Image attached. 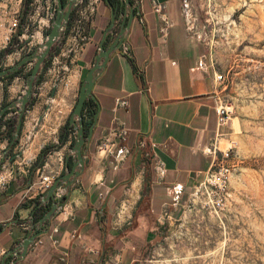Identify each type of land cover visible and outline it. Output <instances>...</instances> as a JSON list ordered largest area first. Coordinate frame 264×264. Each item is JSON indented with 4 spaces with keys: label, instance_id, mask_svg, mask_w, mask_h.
Returning <instances> with one entry per match:
<instances>
[{
    "label": "crops",
    "instance_id": "obj_1",
    "mask_svg": "<svg viewBox=\"0 0 264 264\" xmlns=\"http://www.w3.org/2000/svg\"><path fill=\"white\" fill-rule=\"evenodd\" d=\"M110 1L113 8L103 0L86 21L83 35L66 59L70 70L54 96L60 76L46 83L48 70L43 73L37 102L26 114L19 144L11 147L8 140L0 142V161L23 169L34 165L45 147L57 146L59 132L77 104L114 9L117 25L114 34L108 35L106 47L126 25L123 14L135 13L124 49L111 56L93 90L100 113L92 142L84 147L88 150L85 171L63 200V209L47 233L16 264H104L113 255L120 256L123 264H140L166 241L215 162L233 160V153L227 159L224 154L234 147L236 126L233 119L226 126L218 122L215 106L221 97L220 86L204 44L189 28L185 0L132 1V7ZM16 49L12 47V52ZM9 53L1 59V69L14 65L5 61ZM6 78L0 79V110L18 98L26 84L19 77ZM49 100L41 127L22 156L10 162L22 151ZM11 115L17 118L16 112L7 117ZM121 126L127 129V137L115 139L117 147L112 154L99 153V142ZM69 148L70 142L60 149L54 147L45 159V164L61 172L60 177L66 172ZM155 157L165 163L163 178L156 175ZM37 171H25L0 194V264L31 229H47L35 212L39 207L51 208L56 198L43 202L50 189L28 193L38 181Z\"/></svg>",
    "mask_w": 264,
    "mask_h": 264
},
{
    "label": "rangeland",
    "instance_id": "obj_2",
    "mask_svg": "<svg viewBox=\"0 0 264 264\" xmlns=\"http://www.w3.org/2000/svg\"><path fill=\"white\" fill-rule=\"evenodd\" d=\"M187 4L189 28L224 76L220 95L233 109L229 196L218 213L189 203L166 241L140 264H264V0Z\"/></svg>",
    "mask_w": 264,
    "mask_h": 264
},
{
    "label": "built area",
    "instance_id": "obj_3",
    "mask_svg": "<svg viewBox=\"0 0 264 264\" xmlns=\"http://www.w3.org/2000/svg\"><path fill=\"white\" fill-rule=\"evenodd\" d=\"M19 1V0H18ZM45 1V4H44ZM103 0H83L76 8L77 18L73 26L68 28L67 35L61 47H58L51 59L52 65L46 72V83L53 82L57 75L63 76L69 72V64H66L65 57H70L74 44L83 35L86 27V21L97 11V6ZM15 7V8H14ZM185 12L189 8L187 0L184 2ZM56 13V0H34L32 9L24 17V0L15 3V0H0V52L8 49L14 40L16 43L12 46L16 51L7 54L5 61L12 65L17 63L24 56L31 54L39 42L46 36V31H50V20ZM21 31V32H20ZM87 37L85 38V41ZM21 42H24L21 46ZM17 57V58H16ZM11 58V59H10ZM50 59V60H51ZM7 63V62H6ZM29 65V64H28ZM215 82L223 84L225 78L222 74L213 70ZM21 78V77H19ZM22 79V78H21ZM24 80V79H23ZM42 85H45L43 83ZM215 110L218 116V122L221 126L229 125L232 122V107L225 102L223 98L216 101ZM12 119L11 117L5 120ZM128 131L123 126L114 129L108 136L103 138L98 145V152L104 156L112 154L116 149L115 139H125ZM234 146V145H233ZM232 151V152H231ZM217 153V149L213 150ZM234 153V147L224 154L227 159ZM31 163L23 169L21 165H3L0 169V194L4 193L10 187V184L23 173L34 170ZM48 163L38 167V181L30 187L29 194L35 191L45 192L52 188L60 177V171L49 167ZM154 169L159 178H163L166 172L165 163L158 157H155ZM232 175L231 163L224 160H217L215 165L206 175L205 180L196 188L190 203H201L205 207H211L216 213L224 210L229 196V184ZM62 211V210H61ZM56 244V242H54ZM66 254L63 260H66ZM104 264H123L118 255L110 256Z\"/></svg>",
    "mask_w": 264,
    "mask_h": 264
},
{
    "label": "water",
    "instance_id": "obj_4",
    "mask_svg": "<svg viewBox=\"0 0 264 264\" xmlns=\"http://www.w3.org/2000/svg\"><path fill=\"white\" fill-rule=\"evenodd\" d=\"M82 1L83 0H68L67 3L64 5L62 0H56V13L52 15V19L50 20V32L43 37V39L39 42L34 51L31 54L24 56L19 62L15 63L13 66L7 69H1L0 65V79L15 74L27 64L33 65L32 71L26 79V84L22 94L17 99L10 102L3 109L0 110V119L5 115L7 111L15 110L16 112V131L13 140L10 143L11 147H13L21 137L26 114L29 111L30 105L38 96V84L45 71L46 65L53 56L55 50L58 47L62 46L70 25L71 15ZM105 1L109 6L113 8V5L110 0ZM119 1L120 3H124L125 5H128L130 7L133 6L132 1H135L138 4L141 2L140 0ZM112 17V23L104 34L103 41L100 45L94 64L82 82L77 104L69 119V122L75 131V142L74 145L69 148L67 152L66 172L56 181L54 186L50 188V190L43 197L44 203L56 198V202L53 203L50 210L40 220V224L46 226L47 229L44 232H35L34 229H31L27 236L14 249L7 253V256L5 257L2 264H16L19 260L26 257L30 248L39 240L40 237L47 233L52 220L63 209V200L70 193L73 184L82 176L83 172L85 171L88 150H84V147L90 145L92 142L95 128L99 119L100 107L94 116V121L89 128L88 135L85 131V120L83 110L88 100H93L95 103L98 104V101L95 98V95L93 94L95 84L104 72L111 56L121 48L124 49L125 39L135 18V13L130 12L128 16H126V13L123 14V17L127 19L126 25H124L123 28L120 30L116 39L108 47H106L105 41L109 34H114V30L117 25L115 9ZM62 78L63 76H60V78L57 79L53 96ZM49 108L50 100L47 104L46 109L40 115L33 129L29 133L27 142L23 146L22 151L10 158V162H13L17 157L22 156L23 152L27 149L28 145L30 144L34 134L41 127ZM71 159L73 160V166L72 168H69L68 163ZM3 165L4 160H1L0 169L3 167ZM32 221L34 222V218H32ZM9 256L14 257V259L7 262V258Z\"/></svg>",
    "mask_w": 264,
    "mask_h": 264
},
{
    "label": "trees",
    "instance_id": "obj_5",
    "mask_svg": "<svg viewBox=\"0 0 264 264\" xmlns=\"http://www.w3.org/2000/svg\"><path fill=\"white\" fill-rule=\"evenodd\" d=\"M33 1L34 0H24V17H26V15H28V13H30V11L32 9ZM67 1L68 0H62L64 5L67 3ZM76 18H77V13L75 10L71 15L69 30L73 26V24L75 23ZM49 32L50 31L47 30L46 34H48ZM15 43H16V40L13 41L12 45L8 49L0 52V61L6 53H9L12 51V46ZM52 61H53V59L48 61L46 68H45V71L48 70V68L52 65ZM27 66L28 65H25L21 70H19L18 72H16L13 75L8 76L6 79L13 80L16 77H21L22 79L26 80L32 71V69L27 70ZM43 80H44V74L42 75L39 84L42 83ZM36 102H37V99L35 98L34 101L32 102V104L30 105V107L34 106ZM6 105L7 104H4L3 108ZM97 107H98L97 104L93 100H88L85 104V107L83 110V115H84V120H85L86 134H88L89 128L94 121V116L97 112ZM9 113H15V110L7 111L5 113V115L0 119V142L3 140H8L9 142H11L13 140V137H14V134L16 131L17 119L13 118V119L5 120V118L7 117V115ZM74 134H75V131H74L73 127L71 126L69 119H68L66 124L63 126V128H61V130L59 132V144L57 146L51 145V146L45 147L42 150V152L40 153L36 163L33 166V168L36 169L38 167H42L45 164L46 157L49 155V153L53 150L54 147H57V149H60L64 145H66L68 142H70V147H72L74 145V142H75ZM18 144H19V140L15 143V145L13 147H16ZM72 166H73V160L71 159L68 163V167L72 168ZM64 173H65V171L61 174V176L64 175ZM33 203H35V207H37L40 204L39 200H37V199ZM49 210H50V207H39V208H37V210L35 212V218L38 220L42 219V217ZM9 261H11V257L7 259V262H9Z\"/></svg>",
    "mask_w": 264,
    "mask_h": 264
},
{
    "label": "flooded vegetation",
    "instance_id": "obj_6",
    "mask_svg": "<svg viewBox=\"0 0 264 264\" xmlns=\"http://www.w3.org/2000/svg\"><path fill=\"white\" fill-rule=\"evenodd\" d=\"M113 3H114V1H113ZM115 3H116V1H115Z\"/></svg>",
    "mask_w": 264,
    "mask_h": 264
}]
</instances>
